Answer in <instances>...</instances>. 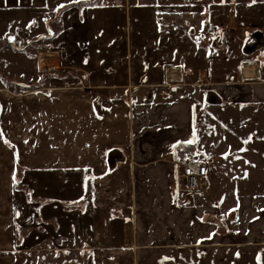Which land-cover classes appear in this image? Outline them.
Segmentation results:
<instances>
[{"label": "crops", "instance_id": "0c3cea01", "mask_svg": "<svg viewBox=\"0 0 264 264\" xmlns=\"http://www.w3.org/2000/svg\"><path fill=\"white\" fill-rule=\"evenodd\" d=\"M0 10L12 47L17 30L37 42L42 15L61 16L39 36L52 40V68L36 50L35 83L0 76L37 88L0 85V264H137L143 250L264 244L263 194L241 198L233 217L201 205L207 160L205 194L178 205L174 187L178 149L199 155L198 111L264 105V0H0ZM254 34L261 45L248 50ZM47 72L58 83L40 85ZM112 150L123 161L110 170Z\"/></svg>", "mask_w": 264, "mask_h": 264}, {"label": "rangeland", "instance_id": "374dc122", "mask_svg": "<svg viewBox=\"0 0 264 264\" xmlns=\"http://www.w3.org/2000/svg\"><path fill=\"white\" fill-rule=\"evenodd\" d=\"M2 13L7 15V10H0V76L7 79L8 74L16 76L21 83H27L28 79L35 83L38 80L34 75L37 60L30 55L35 56L36 50L41 54L42 51L47 52V60L41 58L47 68L42 66L41 70L52 68L54 54L53 48L49 47L52 40H43L39 36L56 33L61 16L42 15L46 24L43 23L40 32L37 31V42L26 41L27 32L17 30L13 35L18 42L16 48L7 46V16ZM23 47L24 53L14 50ZM42 75L45 76L40 80V85L58 83L52 78V73ZM1 77L0 85L5 86ZM7 88L16 90V93H25L18 85ZM98 100L96 105L100 111L103 105ZM205 108L198 111L197 119L195 117L193 139L199 150V158L213 163L211 169L214 178L211 184L208 183V192L199 198L203 199L201 205L214 206L221 213L230 211L228 217H233L238 210L236 203L241 198L264 195V105L241 104L211 111ZM226 219L227 216L223 215L216 220H220L222 225ZM137 264H264V244L143 250Z\"/></svg>", "mask_w": 264, "mask_h": 264}, {"label": "built area", "instance_id": "2783aa9c", "mask_svg": "<svg viewBox=\"0 0 264 264\" xmlns=\"http://www.w3.org/2000/svg\"><path fill=\"white\" fill-rule=\"evenodd\" d=\"M178 173L175 179V192L178 205H187L188 194L198 196L205 194L207 162L194 153H185L178 158L176 163Z\"/></svg>", "mask_w": 264, "mask_h": 264}, {"label": "water", "instance_id": "95a60500", "mask_svg": "<svg viewBox=\"0 0 264 264\" xmlns=\"http://www.w3.org/2000/svg\"><path fill=\"white\" fill-rule=\"evenodd\" d=\"M252 38H253L254 43L251 46H246L248 48V50H252L255 47L261 45V41H262L261 34H254ZM119 156H121V154L117 153L116 151H112L107 155V162H108V166H109L110 170H113L116 168L117 162L123 161V159L119 160L120 159ZM186 200L188 202H191V195L190 194L187 195Z\"/></svg>", "mask_w": 264, "mask_h": 264}, {"label": "trees", "instance_id": "16d2710c", "mask_svg": "<svg viewBox=\"0 0 264 264\" xmlns=\"http://www.w3.org/2000/svg\"><path fill=\"white\" fill-rule=\"evenodd\" d=\"M2 81L6 87H12L13 85H18V88L20 90L22 89L24 92H29L31 90L37 89L35 86H31V85L12 84V83L6 82L5 80H2ZM194 148H195L194 146L188 144V145L181 146L178 150H179L180 155H183L185 153H194ZM112 151H108L107 155ZM108 171L110 170L108 169Z\"/></svg>", "mask_w": 264, "mask_h": 264}, {"label": "bare ground", "instance_id": "6f19581e", "mask_svg": "<svg viewBox=\"0 0 264 264\" xmlns=\"http://www.w3.org/2000/svg\"><path fill=\"white\" fill-rule=\"evenodd\" d=\"M40 66H41V68H42V66L45 67V68H47V67L45 66V61L43 62L42 60H40ZM45 68H44V69H45Z\"/></svg>", "mask_w": 264, "mask_h": 264}, {"label": "snow or ice", "instance_id": "6c2138e0", "mask_svg": "<svg viewBox=\"0 0 264 264\" xmlns=\"http://www.w3.org/2000/svg\"><path fill=\"white\" fill-rule=\"evenodd\" d=\"M61 7H63V5H61ZM192 142H193V141H191V140H190V141H187V143H192Z\"/></svg>", "mask_w": 264, "mask_h": 264}]
</instances>
